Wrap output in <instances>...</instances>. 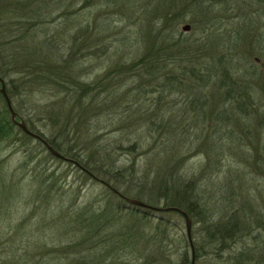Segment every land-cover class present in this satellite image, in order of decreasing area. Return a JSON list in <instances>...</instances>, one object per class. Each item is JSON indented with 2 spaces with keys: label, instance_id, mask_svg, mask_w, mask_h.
Masks as SVG:
<instances>
[{
  "label": "trees",
  "instance_id": "16d2710c",
  "mask_svg": "<svg viewBox=\"0 0 264 264\" xmlns=\"http://www.w3.org/2000/svg\"><path fill=\"white\" fill-rule=\"evenodd\" d=\"M79 1L0 0V78H9L6 93L11 100L13 110L14 98L22 99L21 103L27 101L32 104V113L28 112V117L25 119L14 110L15 120L22 121L31 133L42 138L63 157L77 163L79 167H76L91 179L104 182L126 197L129 193L121 188L130 181L134 185L133 189L136 190L134 199L150 206L175 207L185 212L192 222L194 264H264V201L262 206L256 205L248 190H245V195L242 197L239 189L236 195L239 199L238 208L234 213L224 215L225 213L221 211L218 217L210 213L199 201L200 179L190 174L191 169L182 173L177 168L180 166L177 161V165L170 168L172 160L180 158L179 163L184 166L193 155L190 152L192 141L178 136L172 128L173 125H177L176 123L162 124L164 121H161L158 125L151 122L152 127L147 130L151 139L145 142L142 134H137L138 139L126 147V150L132 153L146 146H148L146 151L155 152L154 159L159 161V165L156 166L152 181H150V172L142 175L141 181L139 178L132 180L134 173L138 172L134 163L127 170L117 169L115 162L107 153L106 146L100 144V141L96 142L97 139L99 140L98 131L108 125L100 120V116L126 97L109 101L113 91L110 92L111 84L105 78L112 72L125 74L130 80L136 78L132 80L136 84L133 91L142 88L143 83L153 85L155 88L168 85L169 91L182 90L185 85L182 76L185 72H180L179 76H173L172 72H168L171 60L164 54L166 48L160 41L159 48L154 49L151 46L143 52H135L136 55L130 58V62L124 58V53L131 54L129 49L119 52L122 54V59H119L115 70L113 68L101 79L90 81V73L83 69V61L87 56L99 51L94 48L99 41L101 42L98 41L97 34L105 32L112 37L119 33L116 28L123 22V16L130 11L127 9V4L131 0H119L122 5L115 7L114 10L120 13L119 22L105 20L97 25L96 19L93 23L96 34L91 33L93 36L88 35L91 28L85 25L84 10L88 1L84 0L79 8L73 9ZM100 5L101 3L97 4ZM147 9L144 7L141 10L145 13ZM55 12L59 14L54 18ZM58 18H63L61 24L63 27L56 25L51 29L50 26ZM167 20H170L171 24L165 26L164 23L161 29H155L154 32L139 29V36L142 40L147 38L146 42L149 38H154V45L160 35L167 36L169 40L175 42L171 37L175 18L169 17ZM146 22L152 23L154 27L153 19L147 18ZM115 53L119 55L118 52ZM105 54H108V51H105ZM189 58L195 59L193 56ZM173 60L177 62L178 59ZM196 65H199L198 70L192 69L188 75L192 79L197 78L198 81L191 85L187 83L190 87L186 88L193 94L194 104L204 102L200 103V106L195 105L197 107L195 120L186 127V130L195 128L197 139L199 133L206 135L201 149H204L208 158V150L217 152L219 147L224 146L218 145L220 140H215L214 135L231 121L227 103L234 102L236 116L245 117L247 107L253 99L245 78L241 76L236 79L230 78L231 71L224 62L218 60L216 65L218 67L215 69L210 62L207 63L202 58L198 60L197 57ZM217 79L216 92L221 91L222 94L220 93L219 96L214 91L207 98L206 87ZM129 93L131 89L127 95ZM36 96H40L42 100L37 99ZM209 98L212 99L213 104L209 113L216 110L214 105L219 107V112L215 115L206 114L204 110ZM3 103L5 108L0 110V143L15 144L20 140L24 141L22 144L25 145L30 142L33 138L11 121L4 100ZM32 117L41 123L43 130H35L30 125L33 124L30 122ZM236 121L234 119L233 122ZM137 126L143 127L137 122L129 124L128 127L135 130ZM70 142L73 146H69ZM169 149L174 150V157H169L168 161L162 160L159 156ZM40 154L35 151L27 160L35 165L23 173L21 178H18V169L3 172L0 168V199L14 202L24 197L28 189L25 185L13 183L15 178L19 181L26 178L42 179L36 199L43 194V199L46 200L53 194V186L46 188L47 190L42 188L45 187V181L54 174L42 176L35 173L37 166L42 162L39 158ZM163 170L171 171L167 176L168 179L164 177L166 173H162ZM29 171L30 174H27ZM128 177L132 179H127ZM9 180L11 183H7ZM109 191L115 197L116 194ZM134 207V209H124L107 203L98 213L82 207L75 208L73 204L68 208L56 206V211L53 208L50 210L47 206L42 213L43 217L48 218L46 225L57 230L54 234L57 240L64 239L66 243L69 242L62 250L57 251V258L49 260L59 259L65 264H191L192 254L187 236L182 234L174 238L170 221H165L163 218L153 220L150 217V210L141 211L142 208ZM177 215L182 218L179 213ZM37 248L40 250L39 247ZM98 248L100 252L97 251ZM52 253L53 251L37 253L42 259L36 258V264H43L41 261L46 263L48 260L46 257L49 258Z\"/></svg>",
  "mask_w": 264,
  "mask_h": 264
},
{
  "label": "rangeland",
  "instance_id": "374dc122",
  "mask_svg": "<svg viewBox=\"0 0 264 264\" xmlns=\"http://www.w3.org/2000/svg\"><path fill=\"white\" fill-rule=\"evenodd\" d=\"M83 1L80 0L73 9L79 8ZM87 1L84 12L86 13L85 25L87 24L91 28L88 35L96 34L93 28L96 19L97 25L105 20L119 22L120 13L114 10L115 7L122 5L119 0L116 2ZM98 3L101 5L97 6ZM127 7L130 11L123 16V22L116 28L119 33L112 37L105 32L99 31L100 34H97L98 41L101 40V42L99 41L97 47L94 48L99 51L87 56L83 61V69L90 73L89 80L101 79L106 72L113 68L115 70L119 59H122V54L119 52L129 49L131 54L124 53V58L130 62V58L136 55L135 52H143L151 46L154 49L159 48L161 41L162 46L166 48L164 54L171 60L168 72H172L173 76H179L180 72H185V75L182 76L185 85L182 90L169 91L168 85L155 88L153 85L149 86L143 83L142 88H136L133 91L136 84L132 80L136 78L130 80L125 74L112 72L105 78L111 84L110 92L113 91L109 101L126 97L100 116V120L105 121L108 125L98 131L99 140L97 139L96 142L100 141V144L106 146L107 153L115 162L117 169L127 170L134 163L138 172L134 173V179L129 177L127 179L136 180L139 178L141 181V176L150 172V181H152L155 177L156 166L159 165V161L154 159L155 152L146 151L148 148L146 146L132 153L126 150V147L138 139L137 134H142L145 142L150 140L148 131L152 127L150 126L151 122L158 125L161 121H164L162 124L176 123L177 125H173L172 128L178 136L186 137L187 140L192 141L190 152L193 155L185 162L184 166L179 163L180 158L172 160L170 168L176 166L177 161L180 165L177 168L182 173L191 169L190 174L200 179L199 201L208 208L210 213L216 217L220 215L221 211L225 213L224 215L234 213L238 208L237 201L239 199L236 198V195L239 189L242 197L245 195V190H248L252 199L254 198V203L262 206V201H264V0H131ZM144 7L148 8L145 11L146 14L141 10ZM156 7L160 10H157ZM58 14L55 12L53 17H57ZM169 17L175 18L171 35L175 42L169 40L167 36L162 37V35L155 41V45L153 44L154 38H149V43L146 42L147 38L141 39L139 29L145 32H154L155 29H161L164 23L165 26L171 24V21L167 20ZM147 18L155 21L154 27L152 23L146 22ZM62 21L63 18L54 20L50 28L52 29L56 25L63 27ZM185 25L189 26L188 31L182 30ZM92 48L91 51L94 49ZM105 51H108V54H105ZM115 52H118L119 55ZM187 53L189 54L187 55ZM189 56H193L195 59L191 60ZM197 57L198 60L202 58L207 63L210 62L215 69L218 67L216 66L218 60L224 62L231 71L230 78L236 79L238 76L245 78V83L250 88L253 99V102L249 103L247 107L248 111L245 117L236 116L234 102L227 103L226 107L230 109L229 120L231 119V121L214 135L215 140H220L218 145L223 144L224 146L219 147L217 152L208 150V158L205 156L204 149H201L206 135L199 133L197 139L195 128L186 130V127L195 120L197 114L195 105L200 106V103L204 102L200 101L194 104L193 94L189 93L186 88L190 87L187 83L191 85L195 84L196 80L198 81L197 78L192 79L189 76L192 69L198 70ZM174 58L178 59L177 62H173ZM198 73L202 74L200 71ZM2 80L5 90L8 89L9 78ZM217 83L218 79L206 87L205 96L207 98L214 91L219 96L220 93L222 94L219 90L216 92ZM130 89L131 93L127 95ZM36 97L41 99L40 96ZM20 100L22 99L14 98V110L21 118L25 119L28 117V112L32 113V104L30 105L27 101L21 103ZM211 101L212 99L209 98L204 107L206 114L212 109ZM214 106L216 110L209 114L215 115L219 112V107ZM4 108L0 94V110ZM234 119L237 120L236 123L233 122ZM30 122L33 123L30 125L35 130H43L41 123L37 122L34 117ZM133 122L142 124L143 127L137 126L135 130L131 129L128 126ZM186 131L187 134H185ZM23 142L19 140L15 144L0 143V168L3 172L18 169V178H21L23 173L34 167L35 164L32 165L27 160L37 151L41 153L39 158L42 159V162L37 166L35 173L42 176L54 174L46 180L47 182L45 181V187L42 188V190H47L46 188L53 186V194L46 200L43 199V194L36 199L35 196L39 193L42 183V179L39 178L36 180L26 178L21 181L15 178L12 181L19 185H25L28 190L25 191L22 199L19 198L14 202L0 199V264H36V258L42 259L41 255L38 256L37 253L50 251H53L52 256L46 257L48 259L46 263L45 261H41V263L65 264L59 259L49 260L57 258V251L62 250L69 242L66 243L64 239L57 240L54 236L57 230L53 228V231L52 227L46 225L48 218L43 217L42 213L45 212L47 206L50 207V210L53 208L56 211V206L68 208L73 204L75 208L82 207L91 211L95 210L98 213L107 203L124 209L135 208L116 195L112 196V193L103 184L84 175L76 165L51 156L37 140L32 139L25 145L22 144ZM69 146H73V143L70 142ZM173 151L169 149L159 157L168 161L169 157H174ZM170 172L163 170L162 173H166L164 177L168 179L167 176L171 174ZM27 174H30V171ZM8 182L11 183V180ZM133 188L134 185L129 181L122 185L121 190L129 193L128 198H134L136 190ZM149 213L153 220L154 218H163L165 221H170L174 238L182 236V234L186 235L184 219L176 212L149 211ZM98 250L100 252V248Z\"/></svg>",
  "mask_w": 264,
  "mask_h": 264
},
{
  "label": "water",
  "instance_id": "95a60500",
  "mask_svg": "<svg viewBox=\"0 0 264 264\" xmlns=\"http://www.w3.org/2000/svg\"><path fill=\"white\" fill-rule=\"evenodd\" d=\"M190 28L188 25L183 26L182 30L183 31H188ZM0 94L6 104V108L8 110V112L10 113V119L11 121L18 127L20 128L26 135H28L29 137L40 141L43 146L45 147V149L49 152V154H51L54 158L68 162V163H73L74 165L78 166L77 163H75L74 161L67 159L65 157H63L61 154H59L57 151H55L46 141H44L42 138H40L39 136L31 133L26 126L24 125V123L22 121H16L15 117H16V113L13 110L11 101L6 93L5 90V85L3 84V80L0 78ZM79 167V166H78ZM101 182V181H100ZM102 184H104L107 188H109V190H111L114 194H116L119 198H121L123 201H125L126 203L132 205V206H136L142 209H146V210H150V211H159V212H176L179 213L185 222V232H186V236L187 239L189 241V245H190V249H191V254H192V259H191V264H194V248H193V244H192V239H191V220L189 219V217L187 216V214L185 212H183L182 210L175 208V207H165V208H160V207H154V206H150L138 199H134V198H128L126 196L121 195L119 192H117L115 189L111 188L109 185L105 184L104 182H101Z\"/></svg>",
  "mask_w": 264,
  "mask_h": 264
},
{
  "label": "flooded vegetation",
  "instance_id": "af4514ba",
  "mask_svg": "<svg viewBox=\"0 0 264 264\" xmlns=\"http://www.w3.org/2000/svg\"><path fill=\"white\" fill-rule=\"evenodd\" d=\"M3 84H4V82H3ZM1 86V85H0Z\"/></svg>",
  "mask_w": 264,
  "mask_h": 264
}]
</instances>
